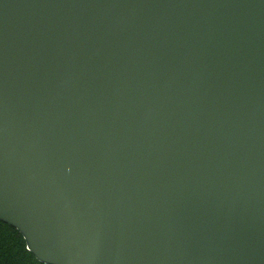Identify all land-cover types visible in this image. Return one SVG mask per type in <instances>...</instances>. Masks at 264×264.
<instances>
[{"label":"water","instance_id":"1","mask_svg":"<svg viewBox=\"0 0 264 264\" xmlns=\"http://www.w3.org/2000/svg\"><path fill=\"white\" fill-rule=\"evenodd\" d=\"M0 222L41 264H264V0H0Z\"/></svg>","mask_w":264,"mask_h":264},{"label":"trees","instance_id":"2","mask_svg":"<svg viewBox=\"0 0 264 264\" xmlns=\"http://www.w3.org/2000/svg\"><path fill=\"white\" fill-rule=\"evenodd\" d=\"M0 264H41L26 250L20 234L1 222Z\"/></svg>","mask_w":264,"mask_h":264}]
</instances>
